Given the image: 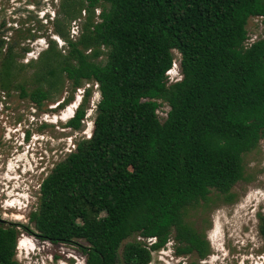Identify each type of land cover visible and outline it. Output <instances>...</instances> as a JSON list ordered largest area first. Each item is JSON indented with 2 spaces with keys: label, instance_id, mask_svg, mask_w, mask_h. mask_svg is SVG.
<instances>
[{
  "label": "trees",
  "instance_id": "obj_1",
  "mask_svg": "<svg viewBox=\"0 0 264 264\" xmlns=\"http://www.w3.org/2000/svg\"><path fill=\"white\" fill-rule=\"evenodd\" d=\"M56 14L65 48L49 37L27 63V43L41 37L0 27V90L42 107L93 82L100 100L92 135L42 181L30 224L53 244L86 242V264H151L171 242L178 256L205 260V216L235 200L245 157L264 140V37L250 43L247 30L264 18V0H61ZM85 94L66 123L74 131L87 116ZM22 229L31 232L0 223V264H21Z\"/></svg>",
  "mask_w": 264,
  "mask_h": 264
},
{
  "label": "rangeland",
  "instance_id": "obj_2",
  "mask_svg": "<svg viewBox=\"0 0 264 264\" xmlns=\"http://www.w3.org/2000/svg\"><path fill=\"white\" fill-rule=\"evenodd\" d=\"M61 0H0V27L32 28L41 38L29 44L24 63L38 58L48 47V38L59 48L65 42L55 34L54 19ZM79 21L68 24L72 37L79 34ZM249 42L264 37V18L252 17L247 25ZM11 31V30H10ZM175 62L169 72L172 81L181 79L180 54L174 51ZM92 91L87 103L83 128L74 131L66 123L82 103L86 90ZM73 100H70L71 96ZM69 99V100H68ZM100 100L98 85L85 83L77 91L70 86L54 99L37 107L19 92L6 95L0 90V223L29 226L20 230L16 258L21 264H86L79 240L75 244H53L38 237L29 214L37 209L42 181L55 164L75 149L80 138H89L94 128L96 106ZM169 107L159 110L163 121ZM245 181L236 184L233 202L213 205L206 220L212 253L205 260L197 255L178 256L174 242L153 253L151 264H264V241L260 234L264 218V140L258 150L245 157Z\"/></svg>",
  "mask_w": 264,
  "mask_h": 264
}]
</instances>
